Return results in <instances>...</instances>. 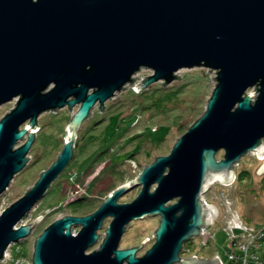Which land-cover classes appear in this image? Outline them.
Instances as JSON below:
<instances>
[{"label": "water", "instance_id": "water-1", "mask_svg": "<svg viewBox=\"0 0 264 264\" xmlns=\"http://www.w3.org/2000/svg\"><path fill=\"white\" fill-rule=\"evenodd\" d=\"M196 67L217 73L203 115L168 156L113 190L95 213L65 216L46 228L32 264H223L180 255L220 216L217 205L203 201L206 191L217 179L231 184L247 154L264 158V0H0V106L17 100L0 119V196L30 161L40 116L78 106L57 160L0 216V261L42 218L17 227L70 164L97 104L103 111L144 69L153 73L138 91L169 85L183 78L177 72ZM263 172L264 162L255 173ZM141 185L137 199L118 203ZM149 216L160 217L152 248L137 256L146 239L120 249L128 225ZM110 217L100 246L88 253Z\"/></svg>", "mask_w": 264, "mask_h": 264}, {"label": "rangeland", "instance_id": "rangeland-1", "mask_svg": "<svg viewBox=\"0 0 264 264\" xmlns=\"http://www.w3.org/2000/svg\"><path fill=\"white\" fill-rule=\"evenodd\" d=\"M209 71L205 67L186 69L179 74L183 76L180 80L165 86L156 82L138 91L136 87L153 73L144 69L135 76L133 84L106 102L103 111L97 104L79 131L70 164L17 227L42 218L28 237L11 244L0 264H32L35 241L52 223L65 216L95 213L113 190L132 182L157 157L168 156L177 140L205 111L216 85V80H211L216 73ZM16 103L14 99L1 105L0 119ZM77 109L78 106L72 110L66 107L40 116V131L28 154L30 161L0 196V216L34 187L41 174L57 160L64 147L66 127ZM216 156L224 158L225 150ZM262 163L249 153L235 167L231 184L217 181L206 191L204 201L217 205L220 216L209 224L205 236L184 243L182 258L218 257L223 264H264V172L255 173ZM141 191V186H134L118 203L133 202ZM176 202L177 199L172 201ZM112 219L107 218L98 232L101 242ZM159 223V216L132 221L120 249L139 246L148 239L137 254L145 255L156 242L154 233ZM81 229L77 226L72 232L77 235ZM101 242L91 251L98 249Z\"/></svg>", "mask_w": 264, "mask_h": 264}, {"label": "bare ground", "instance_id": "bare-ground-1", "mask_svg": "<svg viewBox=\"0 0 264 264\" xmlns=\"http://www.w3.org/2000/svg\"><path fill=\"white\" fill-rule=\"evenodd\" d=\"M205 68H206V67H205ZM208 69H209V68H208ZM183 70H186V69H183ZM183 70H180L179 72H177V75L179 76V74L182 73L181 71H183ZM210 70H211V69H210ZM213 71L216 73L215 70H213ZM216 76H217V73H216L215 77H216ZM176 80H179V79H176ZM176 80H175V81H176ZM159 82H163V83H165L164 81H159ZM216 83H217V82H216ZM166 85H167V84H166ZM215 86H216V85H215ZM67 107H68V106H67ZM65 108H66V107H65ZM92 112H93V110H92ZM204 112H205V111H204ZM89 118H90V117H89ZM89 118H88V119H89ZM88 119H87V120H88ZM85 122H86V120L84 121V123H85ZM84 123H83V124H84ZM81 128H82V127H81ZM77 139H78V137H77ZM77 139H76V140H77ZM75 147H76V143H75ZM254 154H255V156L258 157L259 160H261V161L264 162V158H261V157L258 155V153H254ZM217 180L220 181L219 179H217ZM215 181H216V180H215ZM157 186H158V184L156 185V187H157ZM141 187L143 188V185H141ZM155 189H156V188H155ZM155 189L152 188L151 191L153 192ZM129 191H130V190H129ZM129 191H128V192H129ZM46 193H47V192H46ZM45 195H46V194H45ZM45 195H44V196H45ZM44 196H43V197H44ZM43 197H42V198H43ZM202 199H203V201H204V195L202 196ZM206 204H207V203H206ZM167 205H168V203H167ZM206 207L208 208L209 206L206 205ZM32 209H33V208H32ZM32 209H31V210H32ZM30 212H31V211H29L28 213H30ZM149 217H155V216H149ZM209 224H210V223H209ZM208 226H209V225H208ZM208 226H207V227H208ZM207 227H205V228L203 229V231H202V233H201L200 236H205V234H206L205 231L208 229ZM90 252H91V251L89 250L88 253H90Z\"/></svg>", "mask_w": 264, "mask_h": 264}, {"label": "flooded vegetation", "instance_id": "flooded-vegetation-1", "mask_svg": "<svg viewBox=\"0 0 264 264\" xmlns=\"http://www.w3.org/2000/svg\"><path fill=\"white\" fill-rule=\"evenodd\" d=\"M99 235H101V234L99 233ZM101 239H102V237L100 238V240L98 241V243H100V242H101ZM98 243H97V244H98ZM90 251H91V249H90Z\"/></svg>", "mask_w": 264, "mask_h": 264}, {"label": "built area", "instance_id": "built-area-1", "mask_svg": "<svg viewBox=\"0 0 264 264\" xmlns=\"http://www.w3.org/2000/svg\"><path fill=\"white\" fill-rule=\"evenodd\" d=\"M233 227V226H232ZM235 227V226H234ZM234 227H233V229H234ZM237 227V226H236ZM235 256V255H234Z\"/></svg>", "mask_w": 264, "mask_h": 264}]
</instances>
